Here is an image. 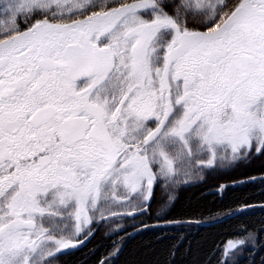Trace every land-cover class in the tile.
I'll list each match as a JSON object with an SVG mask.
<instances>
[{"label": "snow or ice", "instance_id": "snow-or-ice-1", "mask_svg": "<svg viewBox=\"0 0 264 264\" xmlns=\"http://www.w3.org/2000/svg\"><path fill=\"white\" fill-rule=\"evenodd\" d=\"M261 155L264 0H0V264Z\"/></svg>", "mask_w": 264, "mask_h": 264}, {"label": "trees", "instance_id": "trees-1", "mask_svg": "<svg viewBox=\"0 0 264 264\" xmlns=\"http://www.w3.org/2000/svg\"><path fill=\"white\" fill-rule=\"evenodd\" d=\"M254 178L253 181L237 182ZM264 155L234 168L193 166L174 181H158L148 212L141 216H113L140 207L118 206L94 217L90 242L80 250L58 255L54 264H264ZM237 213V214H236ZM235 214V215H234ZM221 220V221H220ZM200 226L198 223H212ZM183 223L140 232L158 223ZM253 238L234 261L224 263L229 240ZM121 239L123 242L120 243Z\"/></svg>", "mask_w": 264, "mask_h": 264}, {"label": "water", "instance_id": "water-1", "mask_svg": "<svg viewBox=\"0 0 264 264\" xmlns=\"http://www.w3.org/2000/svg\"><path fill=\"white\" fill-rule=\"evenodd\" d=\"M254 178H249V179H245V180H242V181H239L237 182V184H243V183H247V182H250V181H253ZM153 195H154V191H153ZM152 201H153V197L150 201L147 202L146 206L144 208H142L143 210H138V211H133V212H130L132 214H126L125 216L127 217H134V216H141L143 214H145L149 208L151 207V204H152ZM258 207H264V205L262 206H249V207H246V208H243L241 209L239 212L237 213H240L242 211H245V210H249V209H253V208H258ZM236 213V214H237ZM235 215V214H234ZM221 221V220H220ZM220 221H216V222H212V223H204V222H201V223H198L200 226H209L211 224H215V223H218ZM183 223H177V222H174V223H158V224H151V225H146V226H143V227H140V228H137L135 229L134 231L130 232L127 237H128V241L130 239H132L134 236H136L137 234H139L140 232H143V231H146V230H150V229H154V228H160V227H170V226H177V225H182ZM93 235H89L87 236L86 238L82 239V243L78 244L77 247L75 248H72V249H68L66 250L65 252L63 253H60L58 255H66V254H69V253H72V252H75L77 250H80L82 249L83 247H85L89 242L90 240L92 239ZM105 261V260H104ZM102 261L101 264L104 262Z\"/></svg>", "mask_w": 264, "mask_h": 264}, {"label": "rangeland", "instance_id": "rangeland-1", "mask_svg": "<svg viewBox=\"0 0 264 264\" xmlns=\"http://www.w3.org/2000/svg\"><path fill=\"white\" fill-rule=\"evenodd\" d=\"M156 186V185H155ZM155 186H154V190H155ZM146 204L147 203H143L142 205H144L142 208H144L145 206H146ZM127 213H130V212H127ZM114 216V215H113ZM88 227H90V229H91V231H92V225L91 226H86V229H85V231H87L88 232ZM93 233V232H92ZM91 233V234H92ZM90 235V234H89ZM83 237V235L79 238V239H84V238H82ZM238 240H241V239H238ZM242 240H245L246 241V243H245V245L242 247V248H239V249H237L235 252H233V253H229L227 256H225L223 253H224V250H225V247L223 248V251H222V255H223V262L224 263H227V262H231V261H234L237 257H239V255H241V252H242V250L245 248V247H248V246H251L252 245V243H253V241H254V239L253 238H243ZM121 242H123V239H121V241H120V243ZM63 256V255H62Z\"/></svg>", "mask_w": 264, "mask_h": 264}, {"label": "flooded vegetation", "instance_id": "flooded-vegetation-1", "mask_svg": "<svg viewBox=\"0 0 264 264\" xmlns=\"http://www.w3.org/2000/svg\"><path fill=\"white\" fill-rule=\"evenodd\" d=\"M114 208V206H112L110 209H106V210H109V212L111 211V209H113ZM141 209V208H140ZM123 214H126V213H118V215H116V216H122ZM115 216V215H114Z\"/></svg>", "mask_w": 264, "mask_h": 264}]
</instances>
